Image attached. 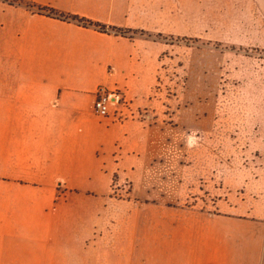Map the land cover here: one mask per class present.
Here are the masks:
<instances>
[{
	"label": "crops",
	"instance_id": "crops-1",
	"mask_svg": "<svg viewBox=\"0 0 264 264\" xmlns=\"http://www.w3.org/2000/svg\"><path fill=\"white\" fill-rule=\"evenodd\" d=\"M178 3L0 0V188L20 208H32L36 198L50 207L58 188L59 205L96 201L106 208L105 232L81 251L91 264H264V220L252 211L207 210L191 193L180 198L183 169L173 167L169 151L151 145V129L139 119L147 102L139 98L148 97L164 44L132 32L172 30L163 28V16L173 23ZM117 85H130L126 94L137 100L129 97L132 103L116 113L113 102L107 116L93 115L98 89ZM158 134V143H170ZM114 169L149 174L140 184L143 204L106 199Z\"/></svg>",
	"mask_w": 264,
	"mask_h": 264
},
{
	"label": "rangeland",
	"instance_id": "rangeland-1",
	"mask_svg": "<svg viewBox=\"0 0 264 264\" xmlns=\"http://www.w3.org/2000/svg\"><path fill=\"white\" fill-rule=\"evenodd\" d=\"M176 13L175 28L170 16H163V28L171 25L172 30L160 34L168 44L148 97L139 98L147 101L139 119L151 129V145L169 151L173 167L183 169L180 198L191 193L207 210L252 211L264 220V0H179ZM104 32L128 33L115 27ZM129 87L105 90L119 96L113 113L137 100L126 94ZM158 133L169 136L170 143H158ZM50 168L57 171L55 161ZM116 170L109 173L106 199L143 204L140 184L149 174ZM55 191L50 207L37 204L40 192L35 191V205L20 208L10 206V192L0 188V264L92 263L81 251L105 232L110 214L96 201L59 205L57 194L63 189Z\"/></svg>",
	"mask_w": 264,
	"mask_h": 264
},
{
	"label": "built area",
	"instance_id": "built-area-1",
	"mask_svg": "<svg viewBox=\"0 0 264 264\" xmlns=\"http://www.w3.org/2000/svg\"><path fill=\"white\" fill-rule=\"evenodd\" d=\"M118 100L119 96L115 92H106L101 88L92 101L91 112L97 117H105L108 114L109 104L118 102Z\"/></svg>",
	"mask_w": 264,
	"mask_h": 264
},
{
	"label": "trees",
	"instance_id": "trees-1",
	"mask_svg": "<svg viewBox=\"0 0 264 264\" xmlns=\"http://www.w3.org/2000/svg\"><path fill=\"white\" fill-rule=\"evenodd\" d=\"M95 25L97 26V27H99L98 29H101V30H105V29H103V25H101V24H97V23H95ZM132 33H135L134 31L132 32ZM138 33H140V34H144V35H150V36H152V37H154V39H162L161 41L163 42V44L164 45H167L168 43L167 42H165V41H163L164 39H163V37H161V33H157V37L156 36H153V35H151V34H149V32H144V31H142V30H138ZM163 53H164V50H163ZM162 53V54H163Z\"/></svg>",
	"mask_w": 264,
	"mask_h": 264
}]
</instances>
